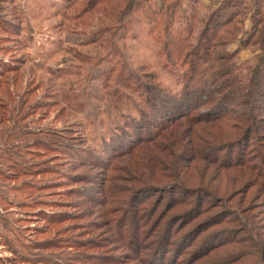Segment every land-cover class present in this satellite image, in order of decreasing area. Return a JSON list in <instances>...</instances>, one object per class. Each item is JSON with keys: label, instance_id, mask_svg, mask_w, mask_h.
Masks as SVG:
<instances>
[{"label": "rangeland", "instance_id": "374dc122", "mask_svg": "<svg viewBox=\"0 0 264 264\" xmlns=\"http://www.w3.org/2000/svg\"><path fill=\"white\" fill-rule=\"evenodd\" d=\"M133 1H115L116 24L86 13L89 0H0V264H264V162L221 167L245 138L235 121L180 119L111 156L142 121L130 71L181 92L187 67L166 57V27L193 17L191 44H206L225 0H135L129 11ZM251 26L239 16L223 33L245 72L259 52L242 43ZM201 140L212 142L205 157ZM125 217L139 218V235L128 220L123 234L111 226ZM155 240L171 249L165 263L150 256Z\"/></svg>", "mask_w": 264, "mask_h": 264}, {"label": "trees", "instance_id": "16d2710c", "mask_svg": "<svg viewBox=\"0 0 264 264\" xmlns=\"http://www.w3.org/2000/svg\"><path fill=\"white\" fill-rule=\"evenodd\" d=\"M82 1L84 0H73L72 6ZM115 1L117 0H89L87 6L91 5V7L86 10V13L95 12L98 16L100 15L103 21L107 20L108 22L109 20L111 23L117 24ZM134 3L135 0L129 2V11L134 7ZM239 16L250 18L252 21L250 37L242 43H247L246 45L255 47L259 51L258 56L255 57L257 62L254 66L246 68V72L245 67L237 64L233 54L229 53L228 47L233 42H230L229 38H223L227 25ZM192 18L184 19L182 26L177 29L179 32L173 34L169 32L170 23L165 30L168 35V39L165 41L166 57L168 60L176 61L175 63L179 60L185 61L184 66L187 67L184 75L186 84L183 90L179 93H170L158 85L142 84L138 76L131 70L126 86L128 89L137 91L139 98L145 103L141 108L135 107L142 121L130 126L136 132L134 135L128 133L131 140L124 142L126 145L124 150H122V146H117L111 150V156L119 157L124 151H129L130 147L144 143L148 139H154L157 135L175 126L177 120L180 119H187L192 123L233 120L236 128L245 129V138H242V141H238L234 146L238 147L237 154L233 158L229 157L226 161H221V167H246L251 166L252 161L256 160L264 162V146L260 143L264 142V135L261 134L262 124H264V0L223 1L206 22L203 31L206 44L200 41L196 47L191 44L194 26ZM196 18L194 16V19ZM237 23L240 24L239 21ZM97 34L100 35L101 32L97 31ZM258 34H261L262 37L259 38ZM213 42L216 43L215 46ZM219 46L221 48L217 51ZM223 47H227V54L222 53ZM184 49L192 50L186 54L185 58H183ZM211 106H213L212 109L208 108ZM153 128H156L157 131L150 135ZM221 142L227 143V141ZM211 144V141H197L195 150L199 152L198 157L200 154L204 157L208 153L211 154L213 149H210ZM226 145L232 152L231 145ZM215 161L219 162L218 159ZM109 193L111 194V191ZM110 194L109 197L112 200ZM115 198L118 201L116 195ZM139 203V200L133 201V207L137 209L140 206ZM138 219L137 217H125L122 221V228L120 226L115 228L113 223L111 226L123 234V227L128 220L137 236L142 228V225L139 226ZM117 220L119 222L120 219ZM191 240L194 241L193 237ZM183 241L184 243L187 241L184 235L181 243ZM153 242L155 243L150 256L155 257L154 262H167L171 249L167 251L168 245L164 242L160 244L159 240ZM183 255L187 256L185 252L181 254V256ZM60 261L55 260L54 262L58 263L52 264H61Z\"/></svg>", "mask_w": 264, "mask_h": 264}]
</instances>
